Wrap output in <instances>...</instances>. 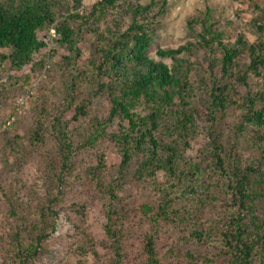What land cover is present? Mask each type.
<instances>
[{
  "label": "trees",
  "instance_id": "obj_1",
  "mask_svg": "<svg viewBox=\"0 0 264 264\" xmlns=\"http://www.w3.org/2000/svg\"><path fill=\"white\" fill-rule=\"evenodd\" d=\"M81 2L0 0L4 85L25 88L45 67L42 34L50 27L57 48L66 52L61 63L50 62L49 73L77 71L81 32L70 21L83 29L92 18L105 27L102 35L88 30L95 36L88 45L92 55L81 69L90 73L93 98L108 106L95 114L93 103L74 97L70 80L61 93L64 105L46 99L51 91L40 92L24 110V121L31 120L23 133L4 138L0 153L12 152L5 166L12 178L0 174V201L12 224L0 236L13 249L8 263L35 264L49 255L63 212L74 264L89 255L92 264H264V25L255 27V42L238 34L225 44L212 29L210 11L203 13L199 46L219 53L210 65L219 66L220 77L210 79L198 108H187L193 64L176 57L187 47L156 51L171 67L147 55L152 31L141 17L151 4L98 0L82 15ZM123 6L131 22L120 30L107 17ZM233 112L238 117L229 122L231 139L222 141L220 121ZM82 117L85 130L70 125ZM27 163L36 168L40 195L22 184ZM136 191L143 195L137 204L131 200ZM69 195L77 202L67 204ZM98 201L95 236L86 215L87 204Z\"/></svg>",
  "mask_w": 264,
  "mask_h": 264
},
{
  "label": "rangeland",
  "instance_id": "obj_2",
  "mask_svg": "<svg viewBox=\"0 0 264 264\" xmlns=\"http://www.w3.org/2000/svg\"><path fill=\"white\" fill-rule=\"evenodd\" d=\"M97 1L98 0H82L80 10L78 9L79 13L82 15L87 14L91 11L92 5ZM128 2H135V4L141 6L151 4V10L148 11L143 18L141 17V21L146 23L148 28L152 31L151 47L147 50L149 58L156 62H163L168 67H171L173 62L169 58L158 57L156 51L158 49H176L179 46L187 47L186 52L176 56L184 60L187 59L193 64L187 73V78L190 80L189 82L191 85L190 89L193 90L192 97L188 99L189 102L187 101L190 106H183L187 108L193 106L198 108V102L204 100L202 93L207 90V86L211 82L210 79L220 77L219 66L210 65V59L211 61L213 59L212 62L215 61L211 56L218 58L219 53H207L206 49L199 46L200 42L198 36L201 30L198 20L203 18V13H205L206 10L210 11L212 16L211 21L214 23L212 29L221 34V40L225 44L232 43L235 36L238 34H241L249 43L255 42L257 38L254 30L255 27L257 25H264V19H261V17L263 18L261 14H264V0H125L126 5L129 4ZM124 7L125 6L119 8L115 13L112 12V15L107 17L108 21H118V28L120 30H124L131 22L130 12H128V10L126 12V8ZM61 20L62 18H59L55 23L61 22ZM92 20L91 18L90 22L85 24L83 29H80L81 27L78 21H70L74 30L76 29V31L81 32L76 44L79 48H82L83 53L79 61L80 66L77 65L78 67H76L77 71L71 74L67 71H58L55 74L49 73L50 62L53 63V66L61 63L62 60L60 57L66 52L63 48H57L55 42L58 36L50 27L46 33L42 34L45 41L48 43V48L43 54L45 67L38 72L37 76L30 78L28 86L22 89L18 86L11 88L8 85H4V75L0 76V145L5 141V137H9V135H14L15 133L20 135L23 133L27 121L31 120V117H29L27 121H24V116L28 118L24 110L34 106L33 101L40 92L42 94L46 93L47 95V92L51 91L49 96H46V99L50 98L53 103L59 106H61L60 104L64 105L61 93L63 94L64 86H68L69 84L72 85L70 80H73L72 83L74 89H76V96L73 95L76 99H82L85 103L89 101L93 103L89 108L93 109L95 114H99L100 112L101 114L105 113L104 110L108 106L101 105L100 99L93 98L94 87L90 73L85 69H81V66L85 65L86 60L88 62V57L92 55L88 45L93 42L92 39H94L95 36L88 30L96 28L97 33L102 35L104 31L103 28L105 27L104 21L93 24ZM253 80L254 77L251 76L249 78V83L251 84ZM48 87L49 89L47 90ZM44 89L47 91H43ZM239 92L244 93V89L239 90ZM200 110L203 111V109ZM200 110L198 111L202 113ZM237 117L238 112L228 113L225 114V119H223L222 122L220 121L222 125L220 134L222 141H226L227 138L229 140L231 139L227 135L228 129L231 128L229 122L233 121V119L236 120ZM69 118L70 113H67L65 121L69 120ZM70 125L85 130V126H88L87 117L78 118L76 122H72ZM70 125H67L69 130L73 129V126ZM263 129L264 128H261L260 131ZM78 141V138H76V142ZM11 154L12 152L8 148L5 149L3 153H0V174L3 173L9 179L12 178V174L7 172L5 166L6 162L11 161ZM23 167L25 172L23 175H20L22 184L25 185L27 190H33L35 194L38 195L42 194L40 182L37 180L34 170L36 168L30 163L25 164ZM23 192L26 193L25 190H23ZM135 193L136 196L131 197V200L137 204L143 195L138 191ZM67 201V204H69L71 201L77 202V199L69 195ZM101 205L99 201L91 203L90 205L87 204L86 224L95 236H98L100 232L97 229L101 221ZM64 215L65 214L62 212L57 219L56 233L52 234L54 238L50 240L49 243V255L35 264H74L76 249L73 242L65 238L70 226L65 223ZM8 225L12 224L7 222L4 204L0 201V236H4L6 230H8ZM10 229L11 226L9 227V230ZM57 237L61 238V240ZM9 245L8 239L0 242V248H2V250H0V264H9L8 261L13 259V249L12 247L9 248ZM98 252L100 254L103 253L101 250H98ZM83 263L92 264L91 256L89 255L87 259L84 258Z\"/></svg>",
  "mask_w": 264,
  "mask_h": 264
}]
</instances>
